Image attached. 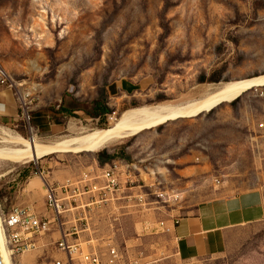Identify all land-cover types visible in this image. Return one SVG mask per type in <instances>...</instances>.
<instances>
[{"label": "rangeland", "instance_id": "1", "mask_svg": "<svg viewBox=\"0 0 264 264\" xmlns=\"http://www.w3.org/2000/svg\"><path fill=\"white\" fill-rule=\"evenodd\" d=\"M1 70L14 84L0 81V103L13 111L0 115L1 146L14 135L49 143L108 128L136 107L195 99L209 84L264 78V0H0ZM124 79L138 85L135 98L115 87ZM96 101L110 112L94 117L103 111L94 110ZM104 153L130 164L136 181L92 209L72 211L86 213L90 226L79 222L82 231L71 237L84 252H97L99 264H264V220L231 230L221 254L191 261L176 256L173 231L159 225L176 226L218 196L264 194V86L99 151L22 163L0 156L2 217L15 205L48 214L45 184L35 172L54 183L77 181L106 164ZM88 201L90 194L72 199ZM64 215L71 219V212ZM59 237L57 230L37 236L38 249L11 256L12 263L65 258Z\"/></svg>", "mask_w": 264, "mask_h": 264}, {"label": "built area", "instance_id": "2", "mask_svg": "<svg viewBox=\"0 0 264 264\" xmlns=\"http://www.w3.org/2000/svg\"><path fill=\"white\" fill-rule=\"evenodd\" d=\"M0 81L9 87L14 85L4 70L0 72ZM26 117L30 120L29 113ZM129 167L130 164L121 160H113L104 166L98 165L96 169L84 173L82 178L77 181L68 178L61 183L48 181L45 171L37 170L35 174L45 184L47 208L50 211L48 214H42L31 205H15L3 215V226L11 256L38 249L40 242L37 240V236L57 230L60 235L57 242L58 248L65 254V258L55 260L53 264H76V259H79L80 264H99L100 258L97 252H84L79 238L71 237V235L79 234L82 231V228L78 226L79 222L86 229L90 226L86 213L76 216L72 211L81 207L92 209V205L105 202L110 195L124 191V183L136 181L133 179L135 176L128 170ZM124 176L126 180L122 182ZM87 194H90V201L83 204L72 203L74 197ZM129 197H134L138 202L143 201L141 195H130ZM67 212H71V219L68 221L64 220L66 218L64 214ZM85 212H87L86 209ZM67 223H71V228H65ZM159 225L166 232H172L175 227L174 223L170 226L164 221ZM112 253H115V249Z\"/></svg>", "mask_w": 264, "mask_h": 264}, {"label": "bare ground", "instance_id": "3", "mask_svg": "<svg viewBox=\"0 0 264 264\" xmlns=\"http://www.w3.org/2000/svg\"><path fill=\"white\" fill-rule=\"evenodd\" d=\"M264 86V78L231 80L209 84L199 88L198 97L183 102H161L133 108L123 114L108 128L90 129L54 142L41 143L32 137L27 140L14 135L0 145V156L14 162H31L54 153H78L99 151L109 143L123 139L146 128L159 126L172 120L194 117L210 111L220 104L232 101L244 92ZM166 101V100H165ZM170 101V100H169ZM6 134V133H5ZM7 135V134H6ZM2 139H5L4 137ZM0 252L3 264H13L11 252L7 246L3 217L0 213Z\"/></svg>", "mask_w": 264, "mask_h": 264}, {"label": "crops", "instance_id": "4", "mask_svg": "<svg viewBox=\"0 0 264 264\" xmlns=\"http://www.w3.org/2000/svg\"><path fill=\"white\" fill-rule=\"evenodd\" d=\"M115 87L123 96L136 97L138 85L133 80L118 81ZM109 92L112 96V91ZM11 112L0 103V115L11 116ZM42 126L46 128V123ZM263 220L264 194L258 189L215 197L178 218V225L172 230L176 256L191 261L221 254L226 249V237L231 230Z\"/></svg>", "mask_w": 264, "mask_h": 264}, {"label": "trees", "instance_id": "5", "mask_svg": "<svg viewBox=\"0 0 264 264\" xmlns=\"http://www.w3.org/2000/svg\"><path fill=\"white\" fill-rule=\"evenodd\" d=\"M99 109V108H102V112H99V111H95L92 115L94 116V117H99V116H101L102 114H106V113H108V112H110V108H108V106L106 105V104H104L103 102H101V101H96L95 103H94V110L95 109ZM137 108V107H136ZM73 110L74 109H72V108H69V107H66V106H62L61 107V111L62 112H73ZM103 156H105V161L104 160H101L100 161V163H102V162H105V163H110V162H112L114 159H113V156H111V155H107V154H103ZM107 161H109V162H107Z\"/></svg>", "mask_w": 264, "mask_h": 264}, {"label": "water", "instance_id": "6", "mask_svg": "<svg viewBox=\"0 0 264 264\" xmlns=\"http://www.w3.org/2000/svg\"><path fill=\"white\" fill-rule=\"evenodd\" d=\"M0 264H3V260H2L1 252H0Z\"/></svg>", "mask_w": 264, "mask_h": 264}]
</instances>
